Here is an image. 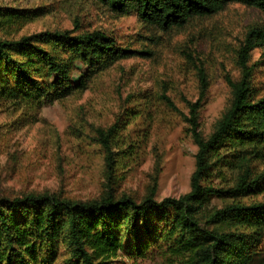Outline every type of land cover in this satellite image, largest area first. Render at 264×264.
<instances>
[{"label":"trees","instance_id":"16d2710c","mask_svg":"<svg viewBox=\"0 0 264 264\" xmlns=\"http://www.w3.org/2000/svg\"><path fill=\"white\" fill-rule=\"evenodd\" d=\"M116 14L134 12L161 30L209 17L231 3L264 12V0H97ZM25 9L1 8L0 27L35 17ZM264 45V30L249 29L238 51L240 76L232 81L227 107L202 136L198 113L206 91L186 100L184 115L167 96L164 104L188 123L196 146L189 189L178 197L137 199L108 187L95 198L29 192L0 196V264H115L156 252L171 264H264V93L256 98L246 65L248 50ZM135 51L119 47L99 30H43L16 39L0 38V102L28 108L51 104L86 89L89 81ZM119 120L97 129L110 169L111 148L136 152L120 138ZM230 171V185L214 187L210 175ZM262 195L263 200L251 199ZM225 203L216 207L212 199ZM173 261V262H172Z\"/></svg>","mask_w":264,"mask_h":264},{"label":"rangeland","instance_id":"374dc122","mask_svg":"<svg viewBox=\"0 0 264 264\" xmlns=\"http://www.w3.org/2000/svg\"><path fill=\"white\" fill-rule=\"evenodd\" d=\"M0 7L36 14L30 21L0 27V38L43 30H99L119 47L135 51L62 100L30 108L0 102V196L7 197L49 192L88 200L108 187L137 199L150 192L156 200L185 193L196 146L188 123L161 97H169L187 115L185 102L197 100L198 76L204 74L207 87L198 123L207 136L229 103L226 78L240 76L238 51L245 33L264 30V12L239 3L169 30L141 22L134 12L116 14L97 0H0ZM246 65L258 98L264 93V45L248 50ZM116 120L122 142L136 145V152L130 156L111 148L115 161L109 169L96 130ZM233 178L222 169L212 171L209 182L224 187ZM251 199L263 196L242 200ZM224 203L211 201L216 207ZM168 258L152 252L136 260L121 256L115 264H171Z\"/></svg>","mask_w":264,"mask_h":264}]
</instances>
